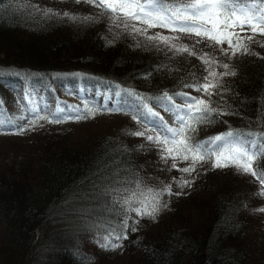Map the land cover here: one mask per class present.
I'll return each mask as SVG.
<instances>
[{
    "label": "trees",
    "instance_id": "obj_1",
    "mask_svg": "<svg viewBox=\"0 0 264 264\" xmlns=\"http://www.w3.org/2000/svg\"><path fill=\"white\" fill-rule=\"evenodd\" d=\"M70 8L61 0H0V71L5 73L0 76V115L30 121L37 116L30 108L50 119L57 108L64 109L63 115H87V109L96 113L79 121L31 125L17 120L0 128V264H264V212L257 211L264 208V196L257 194L258 180L234 167L213 168L211 162H201L191 175L179 172L171 169V160L161 161L154 144L128 134L159 123L155 116L147 120V108L174 126L163 94L202 96L185 84L207 74L197 56L208 53L230 65L213 64V70L236 75L220 77L217 94L205 97L217 111L210 122L197 125L194 140L229 130L254 133L259 140L264 130V36L246 41L248 54L231 56L229 50L225 56L208 41L196 44L198 37L147 30L148 36L180 37L173 41L177 47L195 45L192 56L116 28L111 33L104 24L84 21L85 14L76 9L73 15L81 19L74 22L62 15ZM46 9L52 13L45 16ZM91 10L113 22L107 12ZM128 24L131 31L132 24L145 27ZM95 89L122 95L108 102L83 95ZM118 102L120 110L113 111ZM175 103L182 100L175 97ZM19 124L27 130L13 134ZM177 164L182 168L189 162ZM257 166L264 169V159H255ZM116 174L156 188L173 177L192 185L181 189L172 183L174 194L164 197L168 208L155 219L134 212L122 217L106 194L122 186L112 184ZM122 219L128 228H121ZM112 227L127 237H110L122 245L114 250L101 247ZM90 236L96 237L94 247L86 250L83 243Z\"/></svg>",
    "mask_w": 264,
    "mask_h": 264
},
{
    "label": "snow or ice",
    "instance_id": "obj_2",
    "mask_svg": "<svg viewBox=\"0 0 264 264\" xmlns=\"http://www.w3.org/2000/svg\"><path fill=\"white\" fill-rule=\"evenodd\" d=\"M76 2L88 3L107 12L113 23L123 21L125 27L129 26L128 21L145 25L144 28H138L132 24L131 27L136 33L147 35L148 29L161 28L195 36L199 38L196 44L208 41L209 46H219V50L225 56H229V50H231V56H236L240 52L248 54L250 49L246 41L255 42L257 35L264 36V0H76ZM49 13H52V9L44 11L45 16ZM62 15L74 22L81 19L68 12H64ZM82 19L87 22L94 18L86 16ZM147 38L162 43L178 53L196 56L195 45L192 48L188 45L177 47L173 43L180 39L178 36L169 37L156 33ZM224 45H227V48L223 47ZM197 58L206 66L207 74L194 83L185 84V87L202 93V96H193L191 93H174L173 95L164 93L162 99L171 105L168 111L173 113L172 125L174 126H170L168 122L159 118L157 113L152 112L151 108H147V112L157 117L159 123L153 121L151 129L137 130L128 134L143 137L146 141L154 144L158 149L161 161L168 164L171 160V169L182 173L191 175L201 162H211L213 168L234 167L239 174H250L260 183L261 190L257 194L264 196V169L259 166L253 167L255 159H264V130L261 131L259 140L253 138L254 133L237 130L226 131L205 141L194 140L197 125L210 122L212 114L217 111L211 106L210 100L205 97L211 98L217 94L220 77L236 75L235 71L217 73L213 70V64H219L223 69H229L230 65L220 63L210 57L208 53H203ZM4 74L3 71H0V76ZM129 95L136 96L137 94L130 93ZM175 97H179L182 103H175ZM119 103L113 111L120 110ZM173 109H175L174 112ZM29 111L37 114L36 119L27 121L24 116L5 119L0 115V128H3L5 124L15 125L17 120H24L35 125L38 120L60 123L69 119L85 120L94 118L96 115L92 109H87V115H63L64 109L57 108L51 114L50 119L48 116L39 115L38 108H30ZM133 119L136 120L137 116L133 115ZM26 130L24 124H19V131L13 134H21ZM149 131L155 132V135L148 134ZM177 161L189 162V164L180 168ZM160 183L162 186L159 188L145 186L140 179L124 180L118 178V174H116L112 178V184L122 186L112 187L106 194L110 197V206L119 207V214L122 217L128 212H134L137 216L155 219L162 208H168L164 197L174 194L172 183L181 189L192 185V181L183 177L179 179L173 177L172 183L163 181ZM127 184L134 185V187L123 186ZM113 192L119 195L114 197L112 196ZM175 194L179 195L180 193ZM257 211L264 212V208L257 209ZM120 226L122 229L129 227L123 219L120 221ZM129 230L135 231L136 229L131 227ZM110 237H114L115 240L127 238L122 231L117 232L116 227H112L104 238L107 243H102L101 247L113 250L122 247L118 243H113Z\"/></svg>",
    "mask_w": 264,
    "mask_h": 264
},
{
    "label": "rangeland",
    "instance_id": "obj_3",
    "mask_svg": "<svg viewBox=\"0 0 264 264\" xmlns=\"http://www.w3.org/2000/svg\"><path fill=\"white\" fill-rule=\"evenodd\" d=\"M61 1L65 2L66 6L71 7L70 9H65V10H67L68 13L75 14V13L72 12V10L73 9H76L77 10V13H78V11H81V13H84L85 14V15H81L82 17L92 16L94 18L92 21L100 23L101 26L104 24L105 27L111 33H112V30L114 28H116V32H118V33H121V32L122 33H127V32L128 33H132V36L137 37L138 39H144L145 37L146 38L148 37V33H147V35L144 36L142 34L136 33L135 31H131L130 30L131 28H129V26L128 27H125L124 26L125 22H123V21L122 22H119V23L108 22L107 19H106V16L103 13H101L100 11L91 10L92 8H94V7H92L93 5H91V4L84 3V2L77 3L76 0H61ZM75 5H79V7H81V8H78ZM86 6H88V7H86ZM166 36H169L170 37V35H167V34H166ZM223 47L227 48V45H224ZM117 93H119V95H117ZM88 94H92L93 97H95V98L100 97L101 100H104L106 102H108L110 98L114 100L117 97H119V96L122 95V93L119 92V91H113V95H112L111 91H101L100 92V91H98V89H95L94 92H92V91H86L85 93H83L84 96H86ZM113 104H115V102ZM147 114L149 115V117H148L147 120H151V118H152L151 116L152 115L149 114V113H147ZM95 238H93L92 236H90V237H88L84 241L83 245H84V248L86 250H90V249H92L94 247Z\"/></svg>",
    "mask_w": 264,
    "mask_h": 264
}]
</instances>
